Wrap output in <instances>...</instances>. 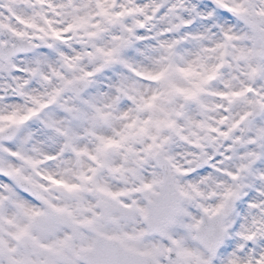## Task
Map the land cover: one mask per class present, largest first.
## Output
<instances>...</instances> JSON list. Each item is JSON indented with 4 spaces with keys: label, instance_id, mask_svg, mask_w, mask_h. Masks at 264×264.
<instances>
[{
    "label": "snow or ice",
    "instance_id": "snow-or-ice-1",
    "mask_svg": "<svg viewBox=\"0 0 264 264\" xmlns=\"http://www.w3.org/2000/svg\"><path fill=\"white\" fill-rule=\"evenodd\" d=\"M0 264H264V0H0Z\"/></svg>",
    "mask_w": 264,
    "mask_h": 264
}]
</instances>
